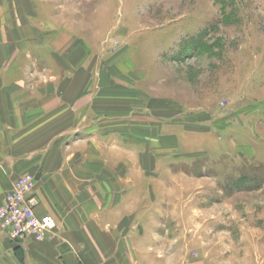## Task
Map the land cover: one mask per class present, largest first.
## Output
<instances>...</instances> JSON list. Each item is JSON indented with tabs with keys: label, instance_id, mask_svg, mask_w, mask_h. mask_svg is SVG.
<instances>
[{
	"label": "crops",
	"instance_id": "obj_1",
	"mask_svg": "<svg viewBox=\"0 0 264 264\" xmlns=\"http://www.w3.org/2000/svg\"><path fill=\"white\" fill-rule=\"evenodd\" d=\"M94 7L0 0V205L30 173L36 214L55 221L41 241L0 231V264H118L127 240L142 255L150 239L151 155L180 149L187 131L181 113L148 104L163 56L140 62L141 46L98 30Z\"/></svg>",
	"mask_w": 264,
	"mask_h": 264
},
{
	"label": "rangeland",
	"instance_id": "obj_2",
	"mask_svg": "<svg viewBox=\"0 0 264 264\" xmlns=\"http://www.w3.org/2000/svg\"><path fill=\"white\" fill-rule=\"evenodd\" d=\"M78 2L98 3V30L141 46L140 62L163 56L148 104L187 131L151 155L150 239L142 255L127 240L118 264H264V0Z\"/></svg>",
	"mask_w": 264,
	"mask_h": 264
},
{
	"label": "built area",
	"instance_id": "obj_3",
	"mask_svg": "<svg viewBox=\"0 0 264 264\" xmlns=\"http://www.w3.org/2000/svg\"><path fill=\"white\" fill-rule=\"evenodd\" d=\"M35 185L36 179L30 173L15 177L0 205V231L14 242L41 241L55 227L51 215L38 216L35 212L38 204Z\"/></svg>",
	"mask_w": 264,
	"mask_h": 264
}]
</instances>
